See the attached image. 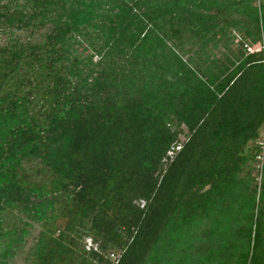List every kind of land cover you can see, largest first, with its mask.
Returning a JSON list of instances; mask_svg holds the SVG:
<instances>
[{"label": "trees", "instance_id": "obj_1", "mask_svg": "<svg viewBox=\"0 0 264 264\" xmlns=\"http://www.w3.org/2000/svg\"><path fill=\"white\" fill-rule=\"evenodd\" d=\"M253 1L0 0V264H264Z\"/></svg>", "mask_w": 264, "mask_h": 264}, {"label": "rangeland", "instance_id": "obj_2", "mask_svg": "<svg viewBox=\"0 0 264 264\" xmlns=\"http://www.w3.org/2000/svg\"><path fill=\"white\" fill-rule=\"evenodd\" d=\"M260 1L261 0H254L253 1V3L255 4V5H258V3H260ZM264 127V126H263ZM262 127V128H263ZM262 128H261V130H262ZM260 130V131H261ZM255 170V169H254ZM260 174H261V172H260V170L258 169V171H257V183L259 182V180H260ZM34 233H35V231L34 230H32L31 231V233H30V235L29 236H27V238H26V241H27V243H26V245H25V247L22 249V250H19L17 253H16V255L7 263V264H28L27 262H25V260H24V254H25V250H26V248H27V246L31 243V239H32V236L34 235ZM86 242V245L87 246H89V244H90V241H89V239H86L85 240Z\"/></svg>", "mask_w": 264, "mask_h": 264}, {"label": "built area", "instance_id": "obj_3", "mask_svg": "<svg viewBox=\"0 0 264 264\" xmlns=\"http://www.w3.org/2000/svg\"><path fill=\"white\" fill-rule=\"evenodd\" d=\"M258 144L260 146L259 153L256 155V158L258 160V169L260 170V167L262 165L263 157H264V127L259 133V138H258Z\"/></svg>", "mask_w": 264, "mask_h": 264}]
</instances>
